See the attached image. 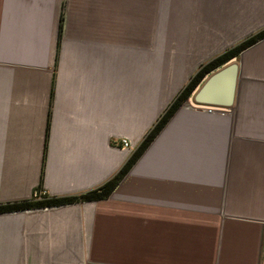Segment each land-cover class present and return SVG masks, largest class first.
<instances>
[{
  "label": "crops",
  "instance_id": "obj_1",
  "mask_svg": "<svg viewBox=\"0 0 264 264\" xmlns=\"http://www.w3.org/2000/svg\"><path fill=\"white\" fill-rule=\"evenodd\" d=\"M263 31L264 0H0V207L108 182ZM233 58L232 107L184 103L107 199L1 212L0 264H264V37Z\"/></svg>",
  "mask_w": 264,
  "mask_h": 264
},
{
  "label": "trees",
  "instance_id": "obj_2",
  "mask_svg": "<svg viewBox=\"0 0 264 264\" xmlns=\"http://www.w3.org/2000/svg\"><path fill=\"white\" fill-rule=\"evenodd\" d=\"M264 37V31L261 32L259 35L245 41L238 47L232 49L231 51H228L227 53L223 54L222 56L209 61L208 63L202 65L198 71L192 76V78L188 81L186 86L183 88V90L178 94V96L174 99V101L169 105V107L166 109V111L163 113L157 124L154 126V128L148 133V135L145 137L143 142L140 144L137 151L132 155V157L128 160V162L124 165V167L118 172L116 176H114L112 179H110L108 182L100 186L99 188L88 192L85 195H82L79 198H66L61 200H55L50 202H36V203H25L22 205H8V206H2L0 207V213L1 212H8V211H15L20 209H27V208H33L42 206V204H62V203H70L74 202L75 200H82V201H102L107 199L112 191L117 186L119 180L124 176V174L128 171V169L134 164V162L137 160V158L145 151V149L148 147V145L152 142V140L155 138V136L159 133V131L162 129V127L166 124V122L169 120V118L174 115V113L184 104L186 103L189 98L192 96V93L195 91V89L200 86L207 75H209L212 71L216 70L217 68H220L222 65H224L230 58L240 53L242 50L246 49L247 47L253 45L257 42L258 39H261Z\"/></svg>",
  "mask_w": 264,
  "mask_h": 264
},
{
  "label": "water",
  "instance_id": "obj_3",
  "mask_svg": "<svg viewBox=\"0 0 264 264\" xmlns=\"http://www.w3.org/2000/svg\"><path fill=\"white\" fill-rule=\"evenodd\" d=\"M238 82V64L235 58L208 75L188 100L192 108L227 112L234 103Z\"/></svg>",
  "mask_w": 264,
  "mask_h": 264
},
{
  "label": "built area",
  "instance_id": "obj_4",
  "mask_svg": "<svg viewBox=\"0 0 264 264\" xmlns=\"http://www.w3.org/2000/svg\"><path fill=\"white\" fill-rule=\"evenodd\" d=\"M122 148L124 150H129L131 147H130V145H129V143L127 141H122ZM40 196L44 197V196H46V193L44 191H41Z\"/></svg>",
  "mask_w": 264,
  "mask_h": 264
}]
</instances>
